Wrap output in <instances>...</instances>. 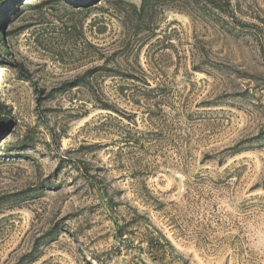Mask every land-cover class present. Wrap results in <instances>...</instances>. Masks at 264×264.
Here are the masks:
<instances>
[{
	"label": "rangeland",
	"instance_id": "374dc122",
	"mask_svg": "<svg viewBox=\"0 0 264 264\" xmlns=\"http://www.w3.org/2000/svg\"><path fill=\"white\" fill-rule=\"evenodd\" d=\"M211 2L1 9L0 264H264V0Z\"/></svg>",
	"mask_w": 264,
	"mask_h": 264
},
{
	"label": "trees",
	"instance_id": "16d2710c",
	"mask_svg": "<svg viewBox=\"0 0 264 264\" xmlns=\"http://www.w3.org/2000/svg\"><path fill=\"white\" fill-rule=\"evenodd\" d=\"M21 0H0V12L1 9H3L5 6H14V5H18L20 3ZM85 1H95V0H73V2L75 4H83ZM97 1V0H96ZM211 3H215V0H211ZM25 6H29L28 2H25L24 4ZM149 10V0H141L140 6L137 10H135V12L137 13L138 18H141L143 14L147 13ZM1 32V30H0ZM9 115V110L7 109V107L0 101V125L3 124V122L7 119ZM102 195H105L102 193ZM109 205V204H108ZM109 211H111V209H109ZM116 227H119L118 224L116 223ZM149 227V226H147ZM153 233H155V237L156 239L164 246L170 248V250L173 252V248L170 245V243L168 242V240L162 235L160 234L158 231L152 229V231L150 232V235L152 236ZM119 238V236H118Z\"/></svg>",
	"mask_w": 264,
	"mask_h": 264
}]
</instances>
